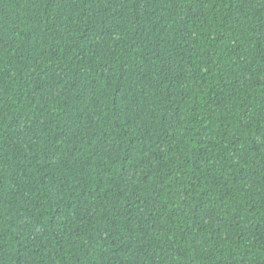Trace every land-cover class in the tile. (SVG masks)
<instances>
[{
	"label": "trees",
	"instance_id": "trees-1",
	"mask_svg": "<svg viewBox=\"0 0 264 264\" xmlns=\"http://www.w3.org/2000/svg\"><path fill=\"white\" fill-rule=\"evenodd\" d=\"M0 264H264V0H0Z\"/></svg>",
	"mask_w": 264,
	"mask_h": 264
}]
</instances>
